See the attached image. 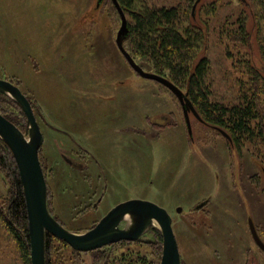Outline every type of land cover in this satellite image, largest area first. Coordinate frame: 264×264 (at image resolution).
Returning <instances> with one entry per match:
<instances>
[{
	"label": "rangeland",
	"instance_id": "obj_1",
	"mask_svg": "<svg viewBox=\"0 0 264 264\" xmlns=\"http://www.w3.org/2000/svg\"><path fill=\"white\" fill-rule=\"evenodd\" d=\"M97 3L0 0V79L19 88L38 123L50 216L82 234L122 202L147 200L169 212L180 264H264L248 229L250 220L264 244V144L235 149L190 112L189 135L177 98L138 76L116 48L120 19L109 0ZM256 3L134 0L131 11L180 7V33H201L193 63L208 62L209 100L232 106L248 79L246 66L264 77ZM132 57L158 74L149 59ZM0 113L29 136L24 113L1 93ZM10 185L0 170V264H28L1 218ZM126 219L121 229L130 227ZM47 235L44 264L161 262L158 225L137 242L87 253Z\"/></svg>",
	"mask_w": 264,
	"mask_h": 264
},
{
	"label": "trees",
	"instance_id": "obj_2",
	"mask_svg": "<svg viewBox=\"0 0 264 264\" xmlns=\"http://www.w3.org/2000/svg\"><path fill=\"white\" fill-rule=\"evenodd\" d=\"M254 1L260 7L257 13L258 19L264 21V0ZM117 2L122 12L128 13L130 17V22L127 21L129 32L123 43L126 44L125 50L131 57L140 55L149 59L157 75L162 77L168 72L170 82L180 90L187 88V97L198 116L201 117L202 123L217 132L218 129L224 131L235 149H240L244 143L259 142V140L264 144V77L259 69L250 65L246 66L248 79L245 83H239L238 103L232 106L213 103L209 100L210 92L205 84L209 69L208 62L206 59H201L193 63L201 33L189 27L184 29L182 34L180 33L177 29L182 18L180 7L131 11L134 0H117ZM110 3L117 13L113 3ZM262 30L264 31V27ZM257 43L264 59V32L261 31ZM3 116L17 126L14 119ZM0 170L8 173L9 183H11L4 203L6 209L1 218L22 257L29 264L24 194H22L15 160L1 139ZM46 237L49 236L46 234Z\"/></svg>",
	"mask_w": 264,
	"mask_h": 264
},
{
	"label": "water",
	"instance_id": "obj_3",
	"mask_svg": "<svg viewBox=\"0 0 264 264\" xmlns=\"http://www.w3.org/2000/svg\"><path fill=\"white\" fill-rule=\"evenodd\" d=\"M102 1L97 0V6H100ZM110 2L113 3L120 17V27L115 36L116 48L138 76L148 81L157 82L167 88L177 98L182 109L185 126L190 135V117L188 113L190 112L199 122H202L201 117L196 113L187 94H184L164 76L161 77L155 73L143 71L127 50L123 48V42L129 32L126 14L122 12L117 0H110ZM0 93L10 96L18 104L26 117V123L29 128V136L27 137L20 132L15 124L9 122L0 113V139L9 148L15 160L22 194H24L30 264H44L46 234L52 235L62 242L64 241L74 251L87 253V251H95L100 247L121 242L122 240L132 242L139 240L145 232L155 225H158L162 237L163 250L160 264H180L178 246L173 234L169 212L147 200L132 199L122 202L111 208L107 215L98 222L96 227L86 233H73L67 228L60 226L50 216L48 211L46 181H44L43 170H41L38 158L42 135L40 134L31 105L19 88L6 80L0 79ZM218 132L223 138L230 140L224 131L222 132L218 129ZM125 219L129 221L130 227L121 229L120 224ZM249 231L254 242L264 252V244L260 241L252 221H249Z\"/></svg>",
	"mask_w": 264,
	"mask_h": 264
},
{
	"label": "flooded vegetation",
	"instance_id": "obj_4",
	"mask_svg": "<svg viewBox=\"0 0 264 264\" xmlns=\"http://www.w3.org/2000/svg\"><path fill=\"white\" fill-rule=\"evenodd\" d=\"M189 114V113H188ZM43 175H44V173H43ZM44 181H45V178H44ZM47 185V184H46ZM250 221V220H249ZM248 229H249V225H248ZM258 234V233H257ZM259 237V236H258ZM260 239V238H259ZM122 241H124V242H129V243H134V242H132V241H126V240H122ZM122 241L121 242H117V243H122ZM138 240H136V242H137ZM261 241V240H260ZM116 243V244H117ZM114 244V243H113ZM180 263H181V259H180Z\"/></svg>",
	"mask_w": 264,
	"mask_h": 264
}]
</instances>
